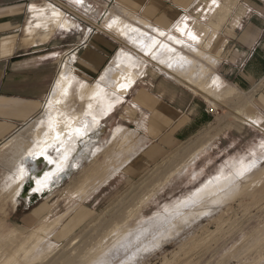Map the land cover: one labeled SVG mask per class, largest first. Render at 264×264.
<instances>
[{
    "label": "crops",
    "instance_id": "crops-1",
    "mask_svg": "<svg viewBox=\"0 0 264 264\" xmlns=\"http://www.w3.org/2000/svg\"><path fill=\"white\" fill-rule=\"evenodd\" d=\"M120 13H130L164 32L188 21L200 40L196 45L214 61V76L222 92L227 91L226 101L236 103L231 91L250 98L249 115L238 114L264 128V0H0V216L10 223L21 215L22 222L15 225L19 231L42 221L50 224L60 215L75 212L74 207L60 208L58 188L30 203L18 194L22 168L34 165L28 156L41 149L58 128L54 122L57 116L66 114L70 119L77 115L82 123L90 119L70 103L65 113L46 111L67 63L74 78L68 87L73 95L80 96L81 89L98 82L115 89L116 104L109 116L114 114L122 124L113 134L135 136V150L146 152L138 162V154L130 158V169L152 165L147 152L174 150L207 129L219 145L230 134L235 142L224 150L218 147L223 152L218 157L222 162L206 183L222 182L233 174L232 168L245 167L250 173L251 168L264 163V131L252 123L220 120L218 115L208 113L207 98L211 95L183 83L157 58L162 66L126 45V36L112 26L114 15ZM96 23H102V28ZM92 27L95 29L90 32ZM132 73L136 74L134 79ZM125 82H130L127 91H117L115 87ZM239 144L247 148L236 150ZM215 148L210 143L197 155L193 166L199 161L210 163L200 173L192 172L196 180L213 165ZM44 167L43 163L38 165L39 169ZM66 221L58 223L49 238L69 239L75 227H69L72 221L67 225Z\"/></svg>",
    "mask_w": 264,
    "mask_h": 264
},
{
    "label": "rangeland",
    "instance_id": "rangeland-1",
    "mask_svg": "<svg viewBox=\"0 0 264 264\" xmlns=\"http://www.w3.org/2000/svg\"><path fill=\"white\" fill-rule=\"evenodd\" d=\"M113 19L112 26L136 47L126 43L129 48L171 69L176 62L181 71L176 75L169 70L172 75L211 95L207 98L208 113L218 115L220 120L231 118L238 124L245 121L238 112L247 113L252 105L248 104L250 98L231 91L236 103L226 101L227 91L222 92L214 76V61L196 45L199 39L188 21L164 32L130 13L114 15ZM98 26L102 28L103 24ZM144 48L150 55L142 51ZM135 77L132 73L131 79ZM130 82L115 88L126 92ZM91 87L81 89L80 96L68 88L61 103L65 111L68 103L75 106L76 111L90 116L96 128L104 130L90 158L57 189L60 208L74 207V214L60 215L47 225L42 221L26 231L16 227L22 222L21 215L10 220L14 225L0 216V264H264V163L251 168L250 173L245 167L232 168L233 174L222 182L206 183L208 175L217 171L222 162L218 157L223 152L218 147L224 150V146L235 142V136L230 134L219 145L207 129L174 150L147 152L152 165L130 169V158L138 154V162L146 152L135 150V136L130 135L126 141L127 134H113L115 127L122 124L114 114L109 116L116 104L115 89L104 86L100 93L86 95ZM227 107L232 110L226 112ZM51 109L46 107V111ZM210 143L216 147L211 156L213 165L206 166L207 174L196 180L192 172L200 173L210 160L193 166L195 159ZM242 148L247 146L239 144L236 150ZM186 169L191 172L183 174ZM203 188L205 194L197 196ZM65 218L66 225L72 221L69 227H75L71 237L61 241L49 238ZM158 218H164L159 227L163 238L152 241L150 233L133 241L132 235L141 226ZM98 256L103 259L94 262L100 259Z\"/></svg>",
    "mask_w": 264,
    "mask_h": 264
},
{
    "label": "bare ground",
    "instance_id": "bare-ground-1",
    "mask_svg": "<svg viewBox=\"0 0 264 264\" xmlns=\"http://www.w3.org/2000/svg\"><path fill=\"white\" fill-rule=\"evenodd\" d=\"M98 28L100 27L98 26ZM142 51L146 52L145 54H149V50H146L145 48ZM154 58L156 57L154 56ZM177 64L180 63L177 62ZM68 66V63L63 66L62 71L58 77L57 83L48 101L49 104L47 106L49 109L52 108L51 112H54V114L65 113V110L61 108L63 105H61V103L73 79V75L70 74L71 72ZM172 67L173 68L171 70L174 71H172V73L178 75L176 71L181 70L176 67V62H174ZM95 85L96 86L87 89L86 95L94 96L102 91L104 84L98 82ZM57 117L59 118L55 117L56 119L54 120V122L58 123V128H56L54 132L47 137V140L42 143L43 145L41 149L36 152H32L28 156V158L31 157L32 160H34V165L32 164L33 167L30 168L27 166L25 168H22L21 172L23 175L21 177L23 181L21 183L22 186L20 190H18V194L19 197L25 199L28 203L44 195L46 191H53V189L60 187V185H62L64 181H67V179L72 177V175L80 169V167L85 163V161L90 158L94 146L100 141V139H102L104 130L102 128H96V123L91 121L90 119H86L82 123L81 119L79 120V117L77 115L72 116L70 119L67 118L66 114L61 116L58 115ZM248 121L252 122L250 120ZM128 138L130 139V135H126L124 139H126L127 141ZM40 163H43V165L45 166L44 169L38 168V165ZM203 194H205L204 188L203 192L198 191L196 193L197 196H202ZM15 200L17 201V199H14V201ZM162 219L164 218H158L153 222L150 221L149 223L141 226L140 230L134 235H132L133 241L135 242L138 240V238L144 237L145 235H149L150 233H152L154 236L152 237V241H158L163 238L164 234H162V232L160 231L161 229H159ZM153 231H155L156 233ZM120 244H122L120 245V247H122L123 242ZM98 258L100 259H97L98 261L94 262L101 261L103 259V256H98Z\"/></svg>",
    "mask_w": 264,
    "mask_h": 264
},
{
    "label": "built area",
    "instance_id": "built-area-1",
    "mask_svg": "<svg viewBox=\"0 0 264 264\" xmlns=\"http://www.w3.org/2000/svg\"><path fill=\"white\" fill-rule=\"evenodd\" d=\"M97 27V26H96ZM95 28L94 27H92L91 29H89L90 30V32H92L93 30H94ZM211 111H214V108L213 109H211Z\"/></svg>",
    "mask_w": 264,
    "mask_h": 264
},
{
    "label": "water",
    "instance_id": "water-1",
    "mask_svg": "<svg viewBox=\"0 0 264 264\" xmlns=\"http://www.w3.org/2000/svg\"><path fill=\"white\" fill-rule=\"evenodd\" d=\"M127 44H128V43H127ZM132 49H133V50H136V49H134L133 47H132ZM157 64H158V65H160V66H162V65H161V64H159V63H157Z\"/></svg>",
    "mask_w": 264,
    "mask_h": 264
}]
</instances>
